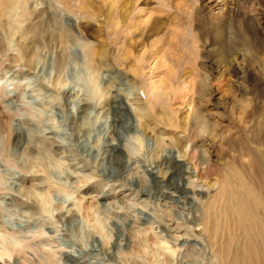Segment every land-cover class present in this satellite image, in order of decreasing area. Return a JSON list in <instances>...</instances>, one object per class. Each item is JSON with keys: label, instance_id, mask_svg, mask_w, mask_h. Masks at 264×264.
Here are the masks:
<instances>
[{"label": "rangeland", "instance_id": "1", "mask_svg": "<svg viewBox=\"0 0 264 264\" xmlns=\"http://www.w3.org/2000/svg\"><path fill=\"white\" fill-rule=\"evenodd\" d=\"M214 2L258 61L237 44L217 67L206 0H0V264H222L202 225L226 164L250 161L228 142L263 135L264 0Z\"/></svg>", "mask_w": 264, "mask_h": 264}, {"label": "bare ground", "instance_id": "2", "mask_svg": "<svg viewBox=\"0 0 264 264\" xmlns=\"http://www.w3.org/2000/svg\"><path fill=\"white\" fill-rule=\"evenodd\" d=\"M38 1L40 0H32L33 9L38 8L41 4L38 3ZM41 1L45 3L49 2V0ZM206 1L211 5L207 7L205 14L208 19L210 18V20H212L213 26H210L213 27V29H217V38L221 40V42L216 44V47L213 50L216 58V61L214 62H216L217 67H219L218 64H224L232 71L235 69L236 65L239 63V58L236 55V51L238 50L236 47L237 44L243 47L241 50V52H243V56L248 54L251 62L258 61L260 59L259 56L263 53L259 39L257 38L252 40L247 36L242 35L239 39V43L233 40L232 43L235 44L231 45V41L227 40L229 41L227 44V38L225 35L223 37L226 28V17L224 16L226 12L223 10V5L218 2H214V0ZM33 9L32 12H34ZM215 10H219V12L217 11L218 13H214ZM175 11H178L179 14H176L180 15L179 17H176L179 19L177 24L180 31L175 33V43L179 46V44L181 45L182 40L184 43L189 41V44L192 46V43L194 44V42H196L194 35L183 31L184 27L185 29L186 27H189L187 21L184 20L186 13L180 4L176 5ZM143 12L147 13V10L145 9ZM148 32L157 33L158 30L154 25H151ZM185 37H188V40L185 39ZM171 45L173 44L171 43ZM190 45L189 48L191 47ZM162 48L163 47H161L160 51H158V54L162 53ZM168 51H171V49ZM185 52L184 50L175 51L173 52L175 53V56L172 58L169 57L170 55L166 56V53H162V56L163 58L167 57L166 59L169 58L172 63L177 65V63H183L180 59L182 60L186 55ZM167 53L169 54V52ZM176 79L180 80V78H170L171 81ZM208 80V76L205 73L200 72V74L198 73L192 77L191 82L189 81V83L194 85L199 84L202 88L203 86L208 85L206 84ZM256 120L257 126L260 128L263 135L262 137L252 141L254 144L251 149L252 154L248 152L247 146L245 147L240 140H230L228 142V146L234 150L237 156L240 157L248 155L250 157V161L246 166L244 164L241 168L238 167L239 165L235 167L233 164L229 163L228 166L226 164V167H228L225 173L226 175L221 176L220 190L216 192L217 194H215V197L213 196L214 200L213 198L211 200L213 202L207 206L204 223L202 225V230H204V233L207 235L212 249L215 250L222 264H264V110L257 115ZM207 128L208 127L204 122L197 121V129L200 134H204ZM199 157L202 162L206 161V156H204V154H201ZM230 162H233V160ZM194 182L195 181L192 179V175L187 176L185 183L186 186H183L182 189L193 192V187L195 185ZM188 193L189 192H186L185 194ZM2 256L3 253L0 252V259Z\"/></svg>", "mask_w": 264, "mask_h": 264}]
</instances>
